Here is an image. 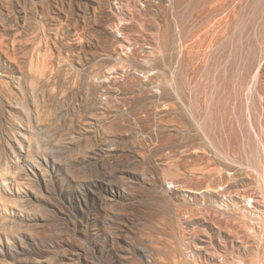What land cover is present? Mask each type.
<instances>
[{
    "label": "rangeland",
    "instance_id": "1",
    "mask_svg": "<svg viewBox=\"0 0 264 264\" xmlns=\"http://www.w3.org/2000/svg\"><path fill=\"white\" fill-rule=\"evenodd\" d=\"M0 264H264V0H0Z\"/></svg>",
    "mask_w": 264,
    "mask_h": 264
}]
</instances>
